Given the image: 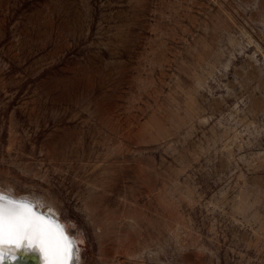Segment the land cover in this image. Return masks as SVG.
<instances>
[{
  "label": "rangeland",
  "instance_id": "374dc122",
  "mask_svg": "<svg viewBox=\"0 0 264 264\" xmlns=\"http://www.w3.org/2000/svg\"><path fill=\"white\" fill-rule=\"evenodd\" d=\"M0 188L80 264H264V0H0Z\"/></svg>",
  "mask_w": 264,
  "mask_h": 264
},
{
  "label": "snow or ice",
  "instance_id": "6c2138e0",
  "mask_svg": "<svg viewBox=\"0 0 264 264\" xmlns=\"http://www.w3.org/2000/svg\"><path fill=\"white\" fill-rule=\"evenodd\" d=\"M25 209L30 210L31 205L14 199H6L0 195V259L7 261L9 254H15V249L5 244V223L8 224L10 234H18L20 241L27 242L29 239L41 236L53 251L56 264H71L73 244L68 238L63 226L51 224L43 217L35 220L25 215ZM41 223L47 225L48 231L41 232ZM21 244L17 242V248ZM27 249V244H24Z\"/></svg>",
  "mask_w": 264,
  "mask_h": 264
},
{
  "label": "bare ground",
  "instance_id": "6f19581e",
  "mask_svg": "<svg viewBox=\"0 0 264 264\" xmlns=\"http://www.w3.org/2000/svg\"><path fill=\"white\" fill-rule=\"evenodd\" d=\"M0 195H3L6 199H14L21 201L25 204L31 205V209H25V215L36 219L37 217H43L47 219L51 224H59L63 226L65 233L68 238L72 241L73 252L71 264H80L81 258L78 255V245L76 242V237L69 234L66 229V225L61 222L54 213L44 209L40 204L36 202L35 199L29 198V196L20 195L19 193L12 192L0 188ZM38 200V199H37ZM8 224L5 223V244L8 247L15 249V254H9V259L7 261L0 259V264H56L55 257L53 255L52 249L47 244L46 240L41 236H37L29 239L27 242L20 241L18 234H10L8 231ZM47 225L41 223V232H47ZM17 242L21 244V247L17 248ZM27 244V249H25L24 244ZM76 243V244H75Z\"/></svg>",
  "mask_w": 264,
  "mask_h": 264
}]
</instances>
